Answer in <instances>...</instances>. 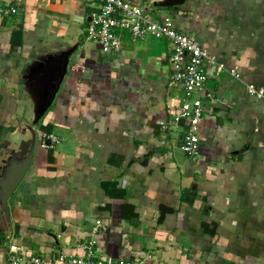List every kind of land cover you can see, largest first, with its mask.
I'll use <instances>...</instances> for the list:
<instances>
[{
    "label": "crops",
    "instance_id": "obj_1",
    "mask_svg": "<svg viewBox=\"0 0 264 264\" xmlns=\"http://www.w3.org/2000/svg\"><path fill=\"white\" fill-rule=\"evenodd\" d=\"M155 1L133 0L170 15L215 60L193 94L203 102L194 156L181 149L187 122L173 123L184 94L166 39L126 32L104 53L86 35L97 1L0 0L15 8L0 13V177L10 149L29 129L37 137L8 213L0 207V264H12V243L54 264L88 242L96 257L139 264H264V100L244 85L264 88V0ZM66 52L37 119L36 79Z\"/></svg>",
    "mask_w": 264,
    "mask_h": 264
},
{
    "label": "built area",
    "instance_id": "obj_2",
    "mask_svg": "<svg viewBox=\"0 0 264 264\" xmlns=\"http://www.w3.org/2000/svg\"><path fill=\"white\" fill-rule=\"evenodd\" d=\"M98 2L97 10L91 14L86 28L87 38L97 41L104 53L117 51L120 48L121 37L128 33L132 40L151 36L157 39L163 38L169 42V63L171 73L170 81L182 85L184 99L173 123L183 118L187 126L182 136L181 149L188 155L194 156L198 152L199 137L197 135L198 123L202 117V101L193 97L205 85L207 74L204 70L205 63H215L213 57L199 44L195 36L185 33L178 28L170 15H162L153 18L146 12L141 4L133 0H95ZM13 6L0 7V13L14 12ZM219 66L225 67L224 63ZM229 73L242 81L241 74L234 68H227ZM246 93L264 100V88L251 82L244 83ZM209 98L210 95L207 93ZM50 146L57 142V137L46 135ZM100 220L96 221L94 230ZM85 255L81 257L59 255L54 264H139L136 260L113 259L111 256L96 257L92 249V242L84 244ZM8 258L12 264H47L37 255L22 254L18 246L12 243L8 247Z\"/></svg>",
    "mask_w": 264,
    "mask_h": 264
},
{
    "label": "water",
    "instance_id": "obj_3",
    "mask_svg": "<svg viewBox=\"0 0 264 264\" xmlns=\"http://www.w3.org/2000/svg\"><path fill=\"white\" fill-rule=\"evenodd\" d=\"M186 1L187 0H158L153 4L161 7L173 8L183 5ZM68 57L69 52H66L55 62L48 72L36 79L35 89L37 90V119L51 104L65 73ZM183 122V118L178 120L179 124H183ZM29 130L31 132V136L29 138L22 139L16 148L10 149L9 157L5 160L6 165L4 166L2 176L0 177V207L6 212V214L8 213L7 198L23 179L37 145L35 131L32 129ZM44 142L45 144H48L49 139H46Z\"/></svg>",
    "mask_w": 264,
    "mask_h": 264
},
{
    "label": "trees",
    "instance_id": "obj_4",
    "mask_svg": "<svg viewBox=\"0 0 264 264\" xmlns=\"http://www.w3.org/2000/svg\"><path fill=\"white\" fill-rule=\"evenodd\" d=\"M167 211V209H161V215H160V218L159 220L162 219V217L164 216V213Z\"/></svg>",
    "mask_w": 264,
    "mask_h": 264
}]
</instances>
